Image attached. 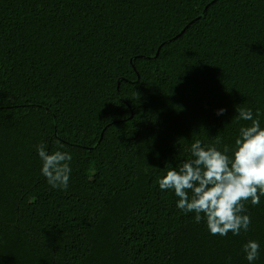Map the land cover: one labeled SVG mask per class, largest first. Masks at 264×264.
<instances>
[{
  "label": "trees",
  "instance_id": "obj_1",
  "mask_svg": "<svg viewBox=\"0 0 264 264\" xmlns=\"http://www.w3.org/2000/svg\"><path fill=\"white\" fill-rule=\"evenodd\" d=\"M237 106L264 128V0H0V264H264V196L219 236L158 185L197 140L231 156Z\"/></svg>",
  "mask_w": 264,
  "mask_h": 264
},
{
  "label": "clouds",
  "instance_id": "obj_2",
  "mask_svg": "<svg viewBox=\"0 0 264 264\" xmlns=\"http://www.w3.org/2000/svg\"><path fill=\"white\" fill-rule=\"evenodd\" d=\"M224 112L220 109L217 115ZM236 112L235 119L251 124L240 128L231 156L227 146L220 151L215 145L202 146L197 140L191 145L192 159L183 162L178 170H167L158 180L160 190L174 192L178 198L176 207L186 214L194 212L197 223L203 219L211 235L248 231L251 218L246 214L245 202L255 206L264 196V128L258 119L260 114L257 112L254 118L251 109L240 106ZM36 150L42 161L41 173L48 183L66 189L72 171L71 154L59 150L49 153L44 144H38ZM259 251L257 241L249 240L243 245L249 264L258 259Z\"/></svg>",
  "mask_w": 264,
  "mask_h": 264
}]
</instances>
